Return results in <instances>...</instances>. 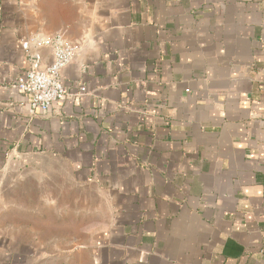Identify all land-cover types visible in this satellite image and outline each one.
Segmentation results:
<instances>
[{
    "label": "crops",
    "instance_id": "obj_1",
    "mask_svg": "<svg viewBox=\"0 0 264 264\" xmlns=\"http://www.w3.org/2000/svg\"><path fill=\"white\" fill-rule=\"evenodd\" d=\"M60 35L67 98L33 112L21 41ZM48 157L107 221L65 242L40 210L0 264H264V0H0V206Z\"/></svg>",
    "mask_w": 264,
    "mask_h": 264
},
{
    "label": "rangeland",
    "instance_id": "obj_2",
    "mask_svg": "<svg viewBox=\"0 0 264 264\" xmlns=\"http://www.w3.org/2000/svg\"><path fill=\"white\" fill-rule=\"evenodd\" d=\"M45 162L49 166L48 182L42 189L34 187V185L16 186L12 189L11 195L6 194L7 200L0 206L1 231L7 233L10 229L11 231L16 230V233L19 234V230L22 232L25 228L28 233L39 230L40 210L46 211V220L42 219V221L45 220L51 230H55L56 223L62 226L65 242L70 238L71 229L79 231L82 229L88 232L102 229L103 223L107 221L104 217L103 196L93 188L72 185L71 172L66 162L56 161L54 157H48ZM56 166H58V170H56ZM11 198L12 200H10ZM15 198L16 202H13ZM44 198H46V203L43 201ZM27 224L31 227L30 231H28ZM13 226L16 228L14 229ZM20 236L33 238L37 235L21 233ZM44 253H47L49 257L63 256L65 264L70 262L73 254H77L68 250L66 245L63 251H54L49 248ZM75 257L81 261V264L88 263V255L80 254Z\"/></svg>",
    "mask_w": 264,
    "mask_h": 264
},
{
    "label": "built area",
    "instance_id": "obj_3",
    "mask_svg": "<svg viewBox=\"0 0 264 264\" xmlns=\"http://www.w3.org/2000/svg\"><path fill=\"white\" fill-rule=\"evenodd\" d=\"M21 47L30 66L18 82L19 90L28 97L33 112L47 114L52 105L67 98L62 74L74 61L77 50L61 35L49 39L32 36L22 40ZM42 49L51 50L52 61L48 64L43 63Z\"/></svg>",
    "mask_w": 264,
    "mask_h": 264
}]
</instances>
